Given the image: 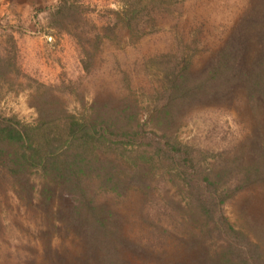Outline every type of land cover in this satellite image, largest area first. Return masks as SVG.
<instances>
[{"label":"trees","instance_id":"1","mask_svg":"<svg viewBox=\"0 0 264 264\" xmlns=\"http://www.w3.org/2000/svg\"><path fill=\"white\" fill-rule=\"evenodd\" d=\"M174 2L129 0L99 28L73 0L52 14L92 49L80 46L86 72L109 34L133 43ZM250 2L198 73L190 56H161L143 107L129 91L56 113L50 87L31 79L41 88L36 120L0 116V196L12 191L32 211L42 244L27 264H264V0ZM230 110L244 128L236 144L213 150L178 138L199 113ZM236 196L246 203L231 221L224 206Z\"/></svg>","mask_w":264,"mask_h":264},{"label":"rangeland","instance_id":"2","mask_svg":"<svg viewBox=\"0 0 264 264\" xmlns=\"http://www.w3.org/2000/svg\"><path fill=\"white\" fill-rule=\"evenodd\" d=\"M73 1L84 9L82 19L97 28L114 17L110 10H119L129 3V0ZM58 3L59 0H0L1 117L14 116L24 123L36 120L34 96L35 90L40 92L41 88L31 79L50 87L49 99L58 103L56 113L61 108L86 111L93 100L101 103L129 97V91L143 107L157 86L160 62L166 61L161 56L167 53L190 56L198 73L238 19L253 6L250 0H175L171 14L160 22L155 32L133 43L121 31L116 32L117 36L109 34L110 39L93 50L85 72L80 63L83 57L80 46L86 51L92 49L85 47L82 37L77 42L69 34L78 35L71 23L53 16ZM143 115L140 113V120ZM243 132V124L230 110L199 113L177 135L181 141H194L216 150L236 144ZM172 192L170 188L169 193ZM243 203H246L244 199L236 196L225 204L224 211L231 221ZM129 205L133 215L134 205ZM123 212L124 217H130L127 207ZM0 220V264L39 260L42 244L34 236L36 221L32 211L12 191L0 196ZM49 243L58 248L61 242L51 236Z\"/></svg>","mask_w":264,"mask_h":264}]
</instances>
